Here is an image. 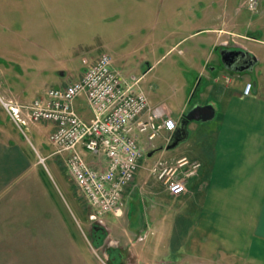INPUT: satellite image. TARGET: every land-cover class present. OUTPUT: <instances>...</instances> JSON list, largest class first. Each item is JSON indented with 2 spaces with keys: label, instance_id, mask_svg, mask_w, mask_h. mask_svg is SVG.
Listing matches in <instances>:
<instances>
[{
  "label": "rangeland",
  "instance_id": "rangeland-1",
  "mask_svg": "<svg viewBox=\"0 0 264 264\" xmlns=\"http://www.w3.org/2000/svg\"><path fill=\"white\" fill-rule=\"evenodd\" d=\"M208 1L0 0L1 57L8 61L17 60L18 57L25 62L26 59H33L37 62L30 60V63L38 69L30 71L28 65L26 68L21 64L23 71L19 74L13 67L0 65V96L21 103L32 102L44 93V89L57 86L55 80L73 81L80 73L86 72L88 68L84 59L96 60L105 53L113 57L115 67L128 83H137L135 91L144 90L151 99L160 101L165 108L173 111L176 120L184 107L188 108V113L192 107L212 100L211 97L210 100H201L207 78L204 76L202 82L195 84L199 71L186 64L185 54L179 52L194 45L196 39L186 40L187 43L171 50V46L177 42L174 32L179 25H186L188 29L181 31L182 37L186 33H196L198 28L195 21L190 22L191 15L200 17L203 13L201 9ZM243 1L247 0H233L239 7L241 30L247 31L251 26V32L248 31L246 35L264 43V0H259L255 12L249 11ZM179 9L184 13L182 18L177 16ZM5 20L10 25H4ZM238 40L241 44L244 39ZM239 44L231 42L229 48ZM59 64L64 65L68 73L71 72L66 78L50 72V69H58ZM211 65L220 68L221 62L213 60ZM43 71L47 72L46 75ZM21 103L18 104L26 105ZM82 104L89 111L86 100ZM1 121H5L4 125L9 130H16L22 150L30 161H34L33 156L39 161L41 156L55 151L50 143L49 130L39 132L31 125L20 129L0 102ZM200 136L201 130L195 133L192 128L186 142L174 150L156 154L153 159L147 158L148 161L144 158L142 167L161 157L189 155L188 143ZM60 159L57 156L45 160L42 168L46 174L42 168L35 173L33 188V171L29 169L10 183L9 191L0 194V220L10 213L15 217L31 219L25 224L1 221L0 233L4 236H0V264H115L108 255L110 241L107 219L94 223L105 227L107 232V246L99 249L91 237L94 225L86 215L90 213L88 204L82 195L79 197L76 193L68 172L58 162ZM10 165L11 159L7 161V166ZM140 172L146 171L143 168ZM149 185H154L159 193L164 191L163 184L155 178L149 180ZM15 188L25 190L17 198H12ZM6 197H10L12 210L4 205L7 203ZM143 199L149 203L155 201L174 205V199L166 194H157L154 198L144 196ZM21 208L23 212L19 211ZM32 219L35 221L32 222ZM3 224L11 226L7 229ZM144 235L148 236V246L142 264H156L162 258L158 257L157 253L160 252H154L150 243L159 234L152 228ZM124 253L128 256L124 264H134L136 259L132 251L126 248Z\"/></svg>",
  "mask_w": 264,
  "mask_h": 264
},
{
  "label": "crops",
  "instance_id": "crops-1",
  "mask_svg": "<svg viewBox=\"0 0 264 264\" xmlns=\"http://www.w3.org/2000/svg\"><path fill=\"white\" fill-rule=\"evenodd\" d=\"M244 3L246 2L243 1V5ZM201 11L203 13L200 17L193 14L190 18V22L195 21L198 28L196 33H186L182 37L181 31L188 29L186 25H179L178 30L174 32L177 42L171 46V50L187 43L186 40L196 39L194 45L179 52L185 54L186 64L198 69L199 76L195 84L202 82L204 76L207 78L201 100L210 97L212 100L196 107L210 106L213 117L207 121L189 123L190 134L192 128L195 133L201 130V136L188 143L189 155L161 158L171 161L188 158L199 162L202 167L198 175L189 181L188 192L180 197L171 196L165 187L164 191L159 193L154 185H149V180L155 177L149 173L148 168L155 160L139 169L126 193L124 208L106 216L110 241L108 255L115 264H124L128 257L124 253L126 248L132 251L136 259L134 264H142L145 248L148 246V236H145L144 232L152 228L157 230L159 236L151 240L150 245L152 244L154 252H160L157 254L162 258L156 264H264V43L246 35L248 31L251 32V26H248L247 31L241 30L239 7H236L233 0H209ZM176 13L178 17L184 16L181 9ZM4 25L10 24L5 20ZM240 38L244 39L241 44L238 42ZM231 42L239 44L233 47H239L255 58L252 71L227 73L221 68L212 67L213 60L220 62V50L225 46L228 48ZM19 58L8 61L0 55V65L13 67L19 74L23 71L21 64L25 67L28 65L26 68L30 71L38 70L30 63L33 59H26L25 62ZM97 60L83 61L87 62L88 68ZM50 72L59 76L64 73L61 78L71 74L60 64L58 69H50ZM46 73L44 72L45 75ZM84 73H80L73 81L54 79L57 86L52 88L76 82ZM247 83L253 84L250 95L244 93ZM47 90L44 89L42 93ZM147 96L152 107H162L166 115L175 120L172 110L165 108L160 101L151 99L148 94ZM82 98L76 101L75 108L83 118L91 119L92 113L90 109L86 111L82 104L85 99ZM3 99L21 103L15 99ZM196 107H192L188 113ZM187 111L188 108L184 107L176 120L188 114ZM12 123L10 121V125L15 128ZM4 124L5 121L0 122V168L4 169H0V194L9 191L10 183L29 169L33 171L31 183L35 184V173H39V169L46 164V159L59 156L61 159L58 162L67 172V154L54 155L53 151L41 156L39 161L34 156V161H30V157L22 150L20 136L16 134V130L11 131ZM196 124L199 126H195ZM31 126L36 127L39 132L42 129L49 130L48 136L54 129L51 123ZM168 138L169 133L163 132L155 141L156 147L164 146ZM138 139L141 147L147 148L146 137L139 134ZM85 156L91 164H96L97 160L92 155L86 153ZM9 159L11 165L7 166ZM143 168L145 173L140 172ZM34 184L31 185L32 188ZM24 190L25 188H15L12 198H17ZM75 191L79 197L82 195L77 189ZM157 194H166L173 198L174 205L155 201L149 203L143 199L144 196L154 198ZM9 199L10 197H6L7 203L4 205L12 210L13 204ZM19 211L23 212L22 208ZM86 215L94 225L92 213ZM2 220L5 223L18 221L25 224L29 219L15 217L10 213L2 217L0 223ZM34 221L35 219H32V222ZM3 225L7 229L11 226ZM93 232L91 237L97 248H105L107 245L101 233L94 230ZM0 236L3 237L4 234L0 233Z\"/></svg>",
  "mask_w": 264,
  "mask_h": 264
},
{
  "label": "built area",
  "instance_id": "built-area-1",
  "mask_svg": "<svg viewBox=\"0 0 264 264\" xmlns=\"http://www.w3.org/2000/svg\"><path fill=\"white\" fill-rule=\"evenodd\" d=\"M258 4L259 0H248L252 11ZM136 86L137 83H128L114 66L113 58L104 54L78 81L51 88L28 105L4 102L0 97L19 127L54 125L50 143L55 154L68 155V175L100 222L124 208L126 193L156 139L163 132L172 134L176 130L177 122L162 107H152L143 90H134ZM252 87L251 83L246 85V95ZM82 97L92 113L91 119L83 118L75 108ZM139 134L146 137V149L139 143ZM86 153L97 160L96 164L88 161ZM148 169L171 195L180 196L188 192V183L198 175L201 164L188 158H160Z\"/></svg>",
  "mask_w": 264,
  "mask_h": 264
},
{
  "label": "water",
  "instance_id": "water-1",
  "mask_svg": "<svg viewBox=\"0 0 264 264\" xmlns=\"http://www.w3.org/2000/svg\"><path fill=\"white\" fill-rule=\"evenodd\" d=\"M231 53H228V55ZM223 60H226L224 52H222ZM64 76V73L60 74ZM213 117V110L210 106L199 107L197 106L194 110L186 115H183L178 120L177 129L171 137L170 142L166 146H161L155 148L148 152V158H153L156 154L160 152H168L174 150L180 146L183 142H186L190 137V132L188 129L189 123L191 121H207Z\"/></svg>",
  "mask_w": 264,
  "mask_h": 264
},
{
  "label": "flooded vegetation",
  "instance_id": "flooded-vegetation-1",
  "mask_svg": "<svg viewBox=\"0 0 264 264\" xmlns=\"http://www.w3.org/2000/svg\"><path fill=\"white\" fill-rule=\"evenodd\" d=\"M247 9L251 12H255L249 9L248 7V0L246 1ZM259 6V4H258ZM222 52H224L226 56V60H223ZM228 53H231L228 55ZM220 62H221V69L224 72L227 73H234V72H246V71H252L255 65V58L251 55H249L246 51L239 47H231L227 48L225 46L220 50ZM1 86V85H0ZM27 128V126H21L20 128ZM97 222V220L94 218L93 223ZM93 230L101 233L102 238L106 240L107 232L105 230V227L103 226H98L94 224ZM105 242V241H104Z\"/></svg>",
  "mask_w": 264,
  "mask_h": 264
},
{
  "label": "trees",
  "instance_id": "trees-1",
  "mask_svg": "<svg viewBox=\"0 0 264 264\" xmlns=\"http://www.w3.org/2000/svg\"><path fill=\"white\" fill-rule=\"evenodd\" d=\"M103 239H104V237H103Z\"/></svg>",
  "mask_w": 264,
  "mask_h": 264
}]
</instances>
